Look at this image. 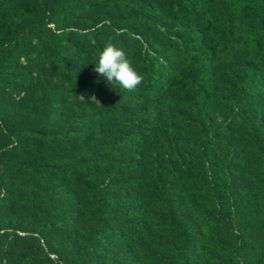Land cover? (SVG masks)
Listing matches in <instances>:
<instances>
[{"label": "trees", "instance_id": "1", "mask_svg": "<svg viewBox=\"0 0 264 264\" xmlns=\"http://www.w3.org/2000/svg\"><path fill=\"white\" fill-rule=\"evenodd\" d=\"M74 1L61 3L46 23L18 29L0 50L2 76L12 73H3L4 67L18 50L29 65L35 49L45 52L51 73L46 67L34 72L29 65L20 66L9 75V87L53 109L56 131L44 139L60 146L81 145V157L69 165L80 186L89 194L99 192L102 186L96 182L107 178L111 163V181L127 179L110 183L108 191L128 192L124 200H131L129 208L99 202L98 208L91 207L74 188V217L63 228L75 230L74 237L80 215L97 208L113 239L127 246H141L144 237H155L158 245L162 240L182 244L181 264H205L210 233L203 234L202 225L186 216L189 196L203 193L202 185H208L219 205L225 195L233 208L238 200L247 201L237 218L214 213L208 227L220 224L229 230L238 225L235 232H240L249 225L248 211L258 213L259 192L244 167L247 155L264 165L263 119L255 124L250 117L264 103V0H77L73 6L83 5L79 10L91 23L95 15L106 16L88 31L65 26ZM109 40L143 76L133 92L109 85L93 70ZM237 94L240 101L226 125L205 135L209 113L219 104L237 102ZM195 130L201 144L179 147ZM180 151V160L169 163L171 154ZM126 154H133L128 161ZM152 196L172 208L156 226L149 210L154 203H147ZM174 209L179 213L172 214ZM239 240L242 249L245 235ZM236 256L237 264H264V244L259 256L242 250Z\"/></svg>", "mask_w": 264, "mask_h": 264}, {"label": "rangeland", "instance_id": "2", "mask_svg": "<svg viewBox=\"0 0 264 264\" xmlns=\"http://www.w3.org/2000/svg\"><path fill=\"white\" fill-rule=\"evenodd\" d=\"M68 1L71 0H0V50L18 29L46 23L49 13ZM76 1L71 5L73 8L66 27L88 31L94 23L106 17L95 15L94 22L91 23L85 13L79 10L83 5L73 6ZM49 26L53 27L52 24ZM35 48V45L31 48L32 53ZM23 56L22 50L9 56L3 73H15L20 66L27 67L29 63ZM31 58L34 60L29 65L32 71L35 72L38 67H46L49 70L47 73L54 70L48 61L45 63V52L35 49V55H31ZM10 74L0 75V264H181L183 247L180 241L181 246H173L165 240L158 245L155 237H144L141 246H127L123 240L112 238L113 235L109 234L108 229H104L100 220L97 209L99 203L108 208L121 204L129 208L131 204L129 198L124 200L128 192L108 191L111 189L110 183L117 181L110 179L115 165L110 164V172L105 180L95 181L96 185L102 186L99 192L89 194L86 187L82 184L80 186L73 169L69 167L75 159L81 157V145L74 147L67 143L60 146L55 145L52 140L44 139L45 135L56 131L53 130V125L58 120L53 116V109L41 100H32L33 97L29 94L12 92L9 87ZM235 99L237 102L229 101L225 106L219 104L214 107L215 110L209 113L211 119L207 123L205 135L212 127L216 129L226 125L240 96L237 94ZM250 117L255 124L262 119L264 123V103L254 107ZM182 143H179L181 148L198 147L201 139L197 137V130L187 135ZM175 153L171 154L169 163L180 160L181 151ZM132 155L126 154L125 160H130ZM245 161L246 175L260 197L257 198V215L248 211L245 218L249 225L243 230L235 232L238 225L236 229L231 227L224 230L220 224L209 227L206 224H210L212 214L218 212L222 215L229 212L232 219L237 218L249 206L244 198L238 200V205L233 208L231 200L225 195L223 204L219 205L215 202L214 187L202 185L203 193L195 191V196H189L185 202L188 206L186 216L202 225L203 234L210 233L209 256L205 264H237L236 255L241 250L251 251L255 256L262 252L264 165H258L252 155H247ZM134 172L139 170L133 169L132 173ZM126 181L124 178L117 183ZM257 181L261 184L258 185ZM74 188L82 203L97 208L80 215V230L72 237L75 230L64 229L63 225L74 217L75 204L72 202L73 197H70ZM206 189L208 194L205 193ZM160 202L155 196L147 201L150 205L154 203L152 209H149L154 217V226L160 224L168 214V209H172L170 205ZM175 209L172 212L174 215L179 213ZM254 217H257L256 221ZM243 234L246 244L241 249L239 239ZM175 253L176 260L173 262L172 255Z\"/></svg>", "mask_w": 264, "mask_h": 264}, {"label": "clouds", "instance_id": "3", "mask_svg": "<svg viewBox=\"0 0 264 264\" xmlns=\"http://www.w3.org/2000/svg\"><path fill=\"white\" fill-rule=\"evenodd\" d=\"M94 65V72L103 77L109 85H118L128 92L135 91L143 81V76L132 67L125 51L111 40L97 54V62Z\"/></svg>", "mask_w": 264, "mask_h": 264}]
</instances>
